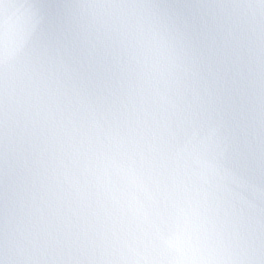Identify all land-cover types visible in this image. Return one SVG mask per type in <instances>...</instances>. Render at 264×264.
Returning <instances> with one entry per match:
<instances>
[{
    "label": "snow or ice",
    "instance_id": "1",
    "mask_svg": "<svg viewBox=\"0 0 264 264\" xmlns=\"http://www.w3.org/2000/svg\"><path fill=\"white\" fill-rule=\"evenodd\" d=\"M0 264H264V0H0Z\"/></svg>",
    "mask_w": 264,
    "mask_h": 264
}]
</instances>
